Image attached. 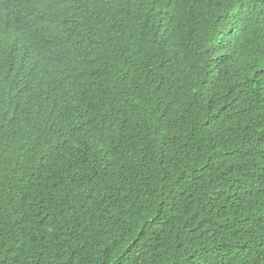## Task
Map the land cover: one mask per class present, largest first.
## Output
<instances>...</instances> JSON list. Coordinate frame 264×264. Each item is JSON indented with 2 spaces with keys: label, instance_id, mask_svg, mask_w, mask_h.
I'll return each instance as SVG.
<instances>
[{
  "label": "trees",
  "instance_id": "trees-1",
  "mask_svg": "<svg viewBox=\"0 0 264 264\" xmlns=\"http://www.w3.org/2000/svg\"><path fill=\"white\" fill-rule=\"evenodd\" d=\"M0 264H264V0H0Z\"/></svg>",
  "mask_w": 264,
  "mask_h": 264
}]
</instances>
